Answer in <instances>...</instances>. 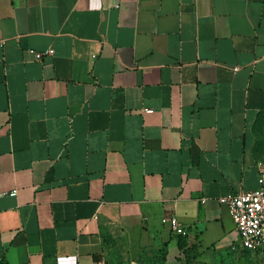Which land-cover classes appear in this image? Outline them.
Here are the masks:
<instances>
[{
  "label": "crops",
  "instance_id": "obj_1",
  "mask_svg": "<svg viewBox=\"0 0 264 264\" xmlns=\"http://www.w3.org/2000/svg\"><path fill=\"white\" fill-rule=\"evenodd\" d=\"M262 120L264 0H0V264L228 252Z\"/></svg>",
  "mask_w": 264,
  "mask_h": 264
},
{
  "label": "rangeland",
  "instance_id": "obj_2",
  "mask_svg": "<svg viewBox=\"0 0 264 264\" xmlns=\"http://www.w3.org/2000/svg\"><path fill=\"white\" fill-rule=\"evenodd\" d=\"M252 152L258 163L264 166V120L254 126ZM180 247L179 264H264V248L259 253L249 254L235 245L223 254L203 255L197 246L185 249ZM105 264H164L166 250L156 249L154 245L142 244L137 238L118 236L106 246Z\"/></svg>",
  "mask_w": 264,
  "mask_h": 264
},
{
  "label": "built area",
  "instance_id": "obj_3",
  "mask_svg": "<svg viewBox=\"0 0 264 264\" xmlns=\"http://www.w3.org/2000/svg\"><path fill=\"white\" fill-rule=\"evenodd\" d=\"M52 55V50L34 53L38 61ZM257 168L258 179L255 190L219 199V203L225 206L230 214L239 247L252 254L264 248V166L258 163ZM15 193V190L12 191L13 195ZM162 224L167 225L171 232L177 235L184 234L175 218L163 219Z\"/></svg>",
  "mask_w": 264,
  "mask_h": 264
},
{
  "label": "trees",
  "instance_id": "obj_4",
  "mask_svg": "<svg viewBox=\"0 0 264 264\" xmlns=\"http://www.w3.org/2000/svg\"><path fill=\"white\" fill-rule=\"evenodd\" d=\"M242 251H244V252H246V253H249V254H252L251 252H249V251H247V250H242ZM256 253H259V252H256ZM255 253V254H256Z\"/></svg>",
  "mask_w": 264,
  "mask_h": 264
}]
</instances>
